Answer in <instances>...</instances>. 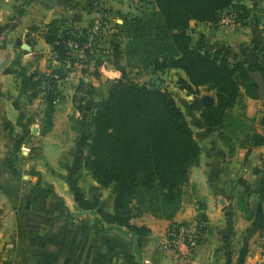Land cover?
Listing matches in <instances>:
<instances>
[{
	"label": "crops",
	"instance_id": "crops-1",
	"mask_svg": "<svg viewBox=\"0 0 264 264\" xmlns=\"http://www.w3.org/2000/svg\"><path fill=\"white\" fill-rule=\"evenodd\" d=\"M239 1L246 5L248 12L236 31L221 26L220 36L216 35L218 28L215 27L208 33L200 31L196 34L205 44L224 43L238 59L251 58L264 51V0ZM6 5L12 10H0V27L9 22L10 16L13 19L4 35L0 33V66H5L0 69V145L6 141L14 145L22 137L17 124L20 112L25 114L29 126L28 122L37 120V113H43V106L34 110L35 103H39L37 99L29 97V100L19 102L14 98L20 89V79H14L17 71L9 66L8 51L14 54L15 45H20L26 52L24 67L30 73L45 70L41 65L50 58L51 47L39 33L32 31L33 26L47 24L56 18L86 26L104 16V39L109 40V49L112 47L106 51L109 54L106 57L109 61L116 59L120 52L122 58L125 39L121 36V15L132 10L118 0L0 1V8ZM203 24L191 22L196 28ZM223 30L227 34H223ZM5 35L9 44L3 45ZM99 68L103 71L100 80H106L110 86L107 90L105 86L98 89L93 95V99L101 101L107 99L110 91L122 81L124 68L114 62H105ZM242 102L235 109L252 119L255 130L264 135V93L258 99L245 96ZM55 116L52 129L40 135L38 140L41 147L47 149L48 144L50 150L60 156L67 148L61 142L54 144L57 130H60L59 115ZM40 119L42 123V117ZM188 122L202 147L200 162L191 169L181 209L173 220L159 219L147 213L131 220L132 224L149 229L143 236L134 237L116 229L98 231L91 219L88 223L85 221V200L75 202V208L70 207L65 196L57 194L53 185L50 187L61 199L53 194H34L35 182L19 179L8 167L11 153L0 155V235L12 245L10 264H264V254L259 247L264 218L261 195L264 190V144L251 150L237 146L230 153L216 132L206 131L204 121L193 109ZM32 138L33 135L25 141ZM45 159L49 162L48 157ZM94 202L100 208L99 213L89 211L88 214L104 217L114 224L112 202L107 217L102 214L104 204L98 199ZM201 215L206 217L207 225L195 247L169 249L165 246L171 224L191 222Z\"/></svg>",
	"mask_w": 264,
	"mask_h": 264
},
{
	"label": "trees",
	"instance_id": "trees-1",
	"mask_svg": "<svg viewBox=\"0 0 264 264\" xmlns=\"http://www.w3.org/2000/svg\"><path fill=\"white\" fill-rule=\"evenodd\" d=\"M150 1L153 9L121 15L125 66L142 71L171 69L183 72L185 77L179 75L178 82L195 95L192 109L199 112L206 131L216 132L230 153L237 146L251 150L263 145L264 135L257 130H234L228 111L238 104L242 90L252 99H258L264 93V51L232 64L228 54L221 50L223 48H194L190 30L192 21L218 23L226 10L236 12L241 24L247 16V7L235 0ZM100 20L99 33L102 34L105 17L101 16ZM93 23L87 28H79L67 19L56 18L44 24L40 35L51 47L54 61L60 67L48 74H28L25 67L18 65L21 93L29 92V97L35 99L44 93L46 108L42 124L50 127L48 131L44 129V134L53 126V102L58 93L56 83L67 74L65 61L72 58L74 63L78 59L68 43L86 42ZM38 30L39 26L32 27V31ZM100 34L93 44L95 40L99 42ZM89 48L84 51L88 57L94 54ZM96 65L100 67L102 62H96ZM84 83L82 81L81 85ZM201 87L215 90V104L202 103L198 97ZM85 98V95L78 97L77 92L74 95V100L79 101L78 111H82L81 103ZM17 124L22 137L15 143L10 157L14 175L20 173L17 160L21 145L31 136V128L22 111ZM231 139L241 141L235 144ZM85 150V169L101 187L111 188L115 217L121 227L135 236L149 232L148 228L131 223L135 217L147 213L159 219H174L181 209L191 169L199 164L202 153L193 129L172 94L155 86L140 85L130 78L122 79L108 98L96 105ZM33 193L57 196L51 187L39 183L34 184ZM261 195L264 198V190ZM199 220L205 222L206 217L201 215ZM98 221L96 218L94 226L100 232L122 230L116 226L101 227ZM173 226L171 224L170 228Z\"/></svg>",
	"mask_w": 264,
	"mask_h": 264
},
{
	"label": "rangeland",
	"instance_id": "rangeland-1",
	"mask_svg": "<svg viewBox=\"0 0 264 264\" xmlns=\"http://www.w3.org/2000/svg\"><path fill=\"white\" fill-rule=\"evenodd\" d=\"M11 1L13 3L14 0H10V2ZM118 1H120L121 3H126L128 7L132 10L131 11L132 14H138L142 12V10H146V9H153V5L150 0H118ZM235 2L240 4L239 0H235ZM244 6L246 7V5ZM1 9L5 11L12 10V8H10L7 5L0 8V10ZM224 12H230V10H226ZM7 19L9 20V22L8 23L6 22L4 25L0 27L1 35H4L6 29L9 26H11L10 20L13 19L12 16H10ZM91 23L92 22H89L86 26L84 25L78 27L87 28ZM221 26L222 25H220L219 22L211 25L208 23L206 24L204 23L201 26V28L198 27L196 28L194 26H191L190 30L193 36V46L194 48H201L208 50L223 48L221 50L228 54L230 58L229 61L232 64H234L238 60V58L234 57L228 51L230 47H228L227 45H223L224 43L222 42H219L217 45H212L210 43L205 44L204 41L202 43L201 38L196 34L197 32L200 31L208 33L209 29L215 27L218 28V33H216V35L220 36L221 33L219 32V30L222 29ZM239 26H240V22L234 28L225 26V30L236 31ZM43 29H44V25H41L39 26V30L36 32L40 34V32ZM225 30H223L224 31L223 34H227ZM102 32H103L102 34L99 33L101 38L99 42L97 43L95 40V44H92V47L89 48V49L91 48L93 49L94 54L88 57L84 55V52L82 53L75 51L74 57L78 59H76V61L73 63V65L70 68L65 69V73H67L66 76L60 79L56 83L58 93L55 95L54 98L55 102H53V106H54L53 119L54 117H56L55 116L56 114L59 115L58 128L60 130H57L55 140L53 141H55L54 142L55 145H58V143L61 142L62 146H65L67 148L66 153L64 155L58 156L56 155V153H53L50 150L48 144H46L48 150L45 147L44 148L41 147V142L38 140L40 135L44 134L43 133L45 131L44 129H47V131L48 129H50V127L48 128L45 124L40 123L41 121L40 118L42 117L43 120V115L46 108V105L44 104V100H43L44 93H41V96L36 98L39 103L38 104L35 103V107H33V109L40 110L43 106V113L40 112L37 113L36 114L37 120L34 119L32 122H28L29 127L32 128L31 135H33V138L29 142H27L28 140L24 141L23 144L21 145V152L18 154L19 160H17V165L20 168V173L19 175H14L26 182H35V184L39 183V185L43 187H50L53 185L57 191V194L62 193V196H65L66 202L67 204L70 205V207L75 208V202H80V200L83 201L85 200L84 209L87 212L85 221L88 223L89 220L91 219V221L93 222V226L95 225V220L97 218L95 214L99 213L100 210V208H98L97 204H95L94 201L98 199L104 204V206L102 205V214L104 213L106 217L109 215L108 214V210L110 208L109 204L112 202L113 205V194L111 188L101 187L96 182V180L93 179L90 172L87 169H85L83 165V157H85L86 155V150H85L86 142H87V138L91 133V119L95 111L96 105H98V103L102 101V100L98 101L96 99H93V95L96 92H98V89H104L102 88L104 86H105V90L110 88V86L108 85L109 83L106 80H102V81L100 80V77L102 75L101 72L103 71H99L100 68L99 66L96 65V62L101 61L102 65L105 62L117 63L118 67L124 68V74L122 76L123 79L130 78L140 85L142 84L146 86H155L160 89L169 91L172 94V96L175 98L178 106L184 112V115L187 120L189 118V114L192 111V107H191L192 101L194 100V98H196L194 94L183 89L179 84L178 82L179 75L185 77V74L183 72L177 73L176 70H171V69L165 71H158V72H154L151 70L142 71V70H137L135 68L126 67L124 58L120 57V52H119V56L116 59L113 60L111 59L109 61L106 57L109 54L106 51L110 50L112 47H110L109 49L110 46L109 40L104 39L106 36L105 30H103ZM6 38L7 37L5 35V41H3V45L9 44ZM120 47H122V45ZM15 48L16 49L14 50L15 51L14 54H12V51H8L7 59L11 61V64L9 66L12 69L16 70L18 73L19 72L18 65L24 67L25 64L24 53L26 52L23 48H21L20 45H15ZM102 65L100 67H102ZM41 66L43 67L45 66L46 69L45 70L41 69L37 72L43 74H48L60 67V65H58L56 61H54V55L52 51L50 52V58H48L46 62H43V65ZM1 67L2 65L0 66V69ZM26 71L28 74H31L27 68ZM14 79H19L17 74L14 75ZM82 81L85 82L83 85H81ZM100 81L102 84L98 85V82ZM19 87L20 89L18 90V93H15L14 98L19 102H21V100H23L24 102L26 100H29V92L23 94L21 93V83ZM76 92L78 97H81L83 95L86 96L83 103H81L82 111H78V109L76 108L77 105L79 104V101L74 100V95L76 94ZM99 94L102 93L100 92ZM204 94L212 95L213 98L215 99L214 104L216 103L217 97L215 90L208 91L206 90V88L201 87L198 97H201ZM241 94L243 95L239 99L238 103L239 102L243 103L242 99L246 96L243 90L241 91ZM76 111H78L79 114ZM197 113L199 114V112ZM228 113L230 114L229 119L233 122L232 128H234V130H242L243 128L245 130L246 129L248 130L249 128L255 129L254 128L255 123L253 124L251 122L252 119L246 117L244 113L239 112V110L235 109V107L230 109ZM39 114L40 117H37L39 116ZM25 121H27L26 118ZM240 137L242 138L243 135L240 134ZM231 141L235 142L236 144L241 140L239 139L237 141H234V139H231ZM11 144H12L11 142L6 141V143L4 142L3 145H0V155H5L8 152H10L12 155L13 147L15 144L14 145ZM42 148L44 152L42 151ZM45 156L48 157L49 162L46 161ZM10 157L7 160V165L11 169ZM89 211L95 214H92L90 216L88 214ZM1 216L2 214L0 211V219ZM98 220H99L98 224L101 227L116 226L118 228H122V230H118V231L127 232L124 227L120 226L117 219L115 220L116 222H114V224H110V221H106L104 217H98ZM112 220L113 218H111V221ZM169 229L170 227L168 228V230ZM168 230L166 233V240H165L166 243L164 242L165 246L169 249H175L180 247V246L168 245V237H169ZM3 242L10 243L9 241L5 240L4 235H0V249H3L4 251H7L9 253V249L11 247H9V249H5L6 243L5 245H3L2 244Z\"/></svg>",
	"mask_w": 264,
	"mask_h": 264
},
{
	"label": "built area",
	"instance_id": "built-area-1",
	"mask_svg": "<svg viewBox=\"0 0 264 264\" xmlns=\"http://www.w3.org/2000/svg\"><path fill=\"white\" fill-rule=\"evenodd\" d=\"M238 14L234 11L223 12L221 18L219 20V24L222 26H229L234 28L238 25ZM101 28V20L100 17L95 19L93 23V27L91 28L89 39L86 42H77V41H69L68 45L75 53L84 52L86 48L92 46L95 37L99 34ZM73 65L72 58H68L65 61V67L70 68ZM206 221H200L196 219L191 222H185L180 224H174L172 228L168 230V245L169 246H187V247H195L201 238L202 230L206 227ZM5 249H9L11 247L10 243L3 242L5 245ZM259 247L261 252L264 254V222L260 228L259 234ZM0 264H10V255L7 251L0 249Z\"/></svg>",
	"mask_w": 264,
	"mask_h": 264
},
{
	"label": "water",
	"instance_id": "water-1",
	"mask_svg": "<svg viewBox=\"0 0 264 264\" xmlns=\"http://www.w3.org/2000/svg\"><path fill=\"white\" fill-rule=\"evenodd\" d=\"M201 99H202V103L204 105H212L215 102V99L210 94H204V95H202L201 96Z\"/></svg>",
	"mask_w": 264,
	"mask_h": 264
}]
</instances>
